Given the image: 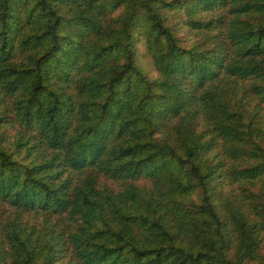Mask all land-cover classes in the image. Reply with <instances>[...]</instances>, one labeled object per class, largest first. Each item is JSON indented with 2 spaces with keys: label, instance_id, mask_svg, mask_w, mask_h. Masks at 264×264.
Listing matches in <instances>:
<instances>
[{
  "label": "trees",
  "instance_id": "1",
  "mask_svg": "<svg viewBox=\"0 0 264 264\" xmlns=\"http://www.w3.org/2000/svg\"><path fill=\"white\" fill-rule=\"evenodd\" d=\"M0 264H264V0H0Z\"/></svg>",
  "mask_w": 264,
  "mask_h": 264
}]
</instances>
